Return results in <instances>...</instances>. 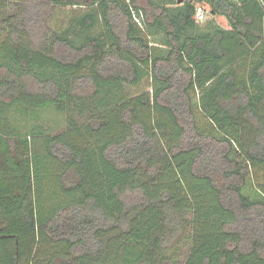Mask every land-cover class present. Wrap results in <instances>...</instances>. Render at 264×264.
<instances>
[{"label": "trees", "instance_id": "1", "mask_svg": "<svg viewBox=\"0 0 264 264\" xmlns=\"http://www.w3.org/2000/svg\"><path fill=\"white\" fill-rule=\"evenodd\" d=\"M0 264H264V0H0Z\"/></svg>", "mask_w": 264, "mask_h": 264}, {"label": "rangeland", "instance_id": "2", "mask_svg": "<svg viewBox=\"0 0 264 264\" xmlns=\"http://www.w3.org/2000/svg\"><path fill=\"white\" fill-rule=\"evenodd\" d=\"M208 17H210L209 16V13L207 12V15H206V18L205 19H207ZM204 19V20H205ZM217 21L220 23V24H222V25H224V23H223V21H222V18H217ZM200 24H202L203 23V21L202 22H199ZM92 90H93V87L92 86H88V87H83V88H80V87H78V88H76L75 89V92L76 93H81V94H88V93H90V92H92ZM51 117V118H50ZM49 118V120H47L48 122L46 123L47 124V131H49V133H51V134H54V133H56V132H58V131H60V129H62V122H63V116H60V118H59V120H56V121H53V115L52 116H50ZM204 123V122H203ZM260 176V175H259ZM249 180H251V182L247 185V187L244 189L245 190V192L246 193H248L252 198H256V197H258L259 195L257 194V191H256V188H255V180H256V176H253V180H252V178H250ZM180 235L181 234H179V235H177L176 237H175V239H174V241L173 242H176L177 243V245H179V247L181 248V252H182V254H184V253H187L188 252V245L187 244H184V242H183V240H182V238L180 239Z\"/></svg>", "mask_w": 264, "mask_h": 264}, {"label": "built area", "instance_id": "3", "mask_svg": "<svg viewBox=\"0 0 264 264\" xmlns=\"http://www.w3.org/2000/svg\"><path fill=\"white\" fill-rule=\"evenodd\" d=\"M207 9L200 3L196 5L195 8V19L198 22L203 21L206 18Z\"/></svg>", "mask_w": 264, "mask_h": 264}, {"label": "water", "instance_id": "4", "mask_svg": "<svg viewBox=\"0 0 264 264\" xmlns=\"http://www.w3.org/2000/svg\"><path fill=\"white\" fill-rule=\"evenodd\" d=\"M181 0H178V2H180Z\"/></svg>", "mask_w": 264, "mask_h": 264}]
</instances>
